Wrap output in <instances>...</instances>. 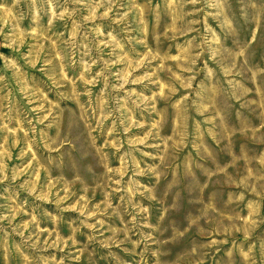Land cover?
I'll return each instance as SVG.
<instances>
[{
    "label": "rangeland",
    "instance_id": "1",
    "mask_svg": "<svg viewBox=\"0 0 264 264\" xmlns=\"http://www.w3.org/2000/svg\"><path fill=\"white\" fill-rule=\"evenodd\" d=\"M0 264H264V0H0Z\"/></svg>",
    "mask_w": 264,
    "mask_h": 264
}]
</instances>
